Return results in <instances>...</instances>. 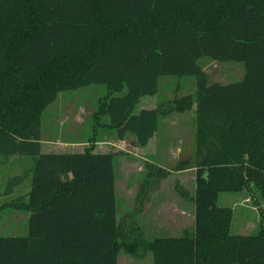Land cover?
Here are the masks:
<instances>
[{
	"label": "trees",
	"instance_id": "obj_1",
	"mask_svg": "<svg viewBox=\"0 0 264 264\" xmlns=\"http://www.w3.org/2000/svg\"><path fill=\"white\" fill-rule=\"evenodd\" d=\"M201 57L242 62L244 76L210 81ZM165 75L193 77L196 89L136 111ZM91 84L108 88L96 125L139 146L164 116L194 111L195 159L181 164L195 168L191 229L127 233L115 153L43 150V112L60 92ZM0 155L34 161L18 201L29 232L0 235V264H118L123 248L152 252L154 264H264V223L235 234L233 208L218 205L220 193L244 189L264 200V0H0Z\"/></svg>",
	"mask_w": 264,
	"mask_h": 264
},
{
	"label": "rangeland",
	"instance_id": "obj_2",
	"mask_svg": "<svg viewBox=\"0 0 264 264\" xmlns=\"http://www.w3.org/2000/svg\"><path fill=\"white\" fill-rule=\"evenodd\" d=\"M198 61L206 68L210 81H237L245 73L244 65L239 61H215L207 57ZM191 78L182 79L183 86L178 89L175 85L180 79H163V98L172 99L192 92L194 79ZM107 93L105 84L60 92L41 117L43 150L73 152L92 146L95 150L115 153L118 219L124 230L133 234L142 231L146 239L181 235L184 229H191L194 224L191 195L195 189V168L181 169V164L188 158L191 160L187 166L195 159L194 111H187L186 115L178 111L171 113L180 115L186 123L174 127V134L162 135L163 141L143 148L135 144L132 134L119 139L115 129L96 125L93 113L99 99ZM140 101L136 103V111L140 110ZM168 128L162 125L161 130L167 133ZM93 137L98 141H90ZM33 163L30 156L0 155V235H26L29 232L30 213L21 208L18 201L28 197ZM159 167L167 174L160 173ZM253 191L256 198L250 189L219 195L218 205L233 208L232 232L235 234H255L264 223V200L255 188ZM256 201L261 204L262 212L256 207ZM133 225L140 230L134 229ZM118 264H154L153 254L144 249L133 254L123 248Z\"/></svg>",
	"mask_w": 264,
	"mask_h": 264
},
{
	"label": "crops",
	"instance_id": "obj_3",
	"mask_svg": "<svg viewBox=\"0 0 264 264\" xmlns=\"http://www.w3.org/2000/svg\"><path fill=\"white\" fill-rule=\"evenodd\" d=\"M208 58V57H207ZM210 59V58H209ZM212 60V59H211ZM206 70V68H205ZM207 71V70H206ZM187 77H190V76H183V77H177V76H173V75H165L161 78L160 80V91L156 94V95H152V96H143L141 97V101H140V109L141 108H155L157 107L159 104H168L170 101H172L175 97H178V96H175L174 98L172 99H165L163 98V95L161 94V81L163 79H174L175 81L177 79H180L179 81H177V84L175 85L176 86V89L180 88L181 86H183L181 82L182 79L184 78H187ZM193 78V77H192ZM191 78V80H192ZM175 81H172V82H175ZM171 82V83H172ZM193 82V91L192 92H188V93H193L195 91V82L194 80H192ZM187 93V94H188ZM185 95V94H183ZM181 96V95H180ZM173 113V112H171ZM169 113L168 115L164 116L161 120V123H160V127H159V130L156 132V134L154 135L153 138L150 139L149 143L146 145V146H143V148H148L150 147L153 142H157V141H163L164 140V137H161L162 135L166 134V137H168L169 135H172L174 134V130L173 128L174 127H177L178 125H181L182 123H186V121H184V119L181 120V116L180 115H174V114H171ZM183 115H186V112H183ZM182 115V116H183ZM167 118V119H166ZM193 123H194V129L196 130V122H195V117H193L192 119ZM162 125L164 126H167L169 127L168 129L169 132L165 133L164 131L161 130V127ZM131 134V133H130ZM194 139H195V135H194ZM157 150H159V148H157ZM184 170H187V169H184ZM247 200V198L245 199ZM194 206V204H193Z\"/></svg>",
	"mask_w": 264,
	"mask_h": 264
}]
</instances>
